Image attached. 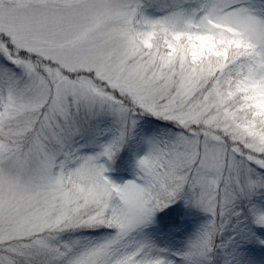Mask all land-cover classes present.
I'll list each match as a JSON object with an SVG mask.
<instances>
[{
    "label": "snow or ice",
    "instance_id": "6c2138e0",
    "mask_svg": "<svg viewBox=\"0 0 264 264\" xmlns=\"http://www.w3.org/2000/svg\"><path fill=\"white\" fill-rule=\"evenodd\" d=\"M0 264H264V0H0Z\"/></svg>",
    "mask_w": 264,
    "mask_h": 264
},
{
    "label": "rangeland",
    "instance_id": "374dc122",
    "mask_svg": "<svg viewBox=\"0 0 264 264\" xmlns=\"http://www.w3.org/2000/svg\"><path fill=\"white\" fill-rule=\"evenodd\" d=\"M117 178H128V173L127 172L117 173ZM181 211H182L181 208H175L172 210L171 214H177L180 213Z\"/></svg>",
    "mask_w": 264,
    "mask_h": 264
}]
</instances>
